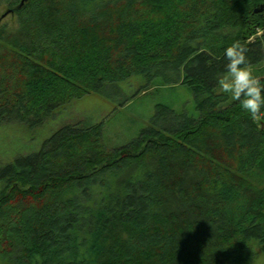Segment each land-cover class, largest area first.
<instances>
[{
    "label": "trees",
    "instance_id": "16d2710c",
    "mask_svg": "<svg viewBox=\"0 0 264 264\" xmlns=\"http://www.w3.org/2000/svg\"><path fill=\"white\" fill-rule=\"evenodd\" d=\"M1 1L21 26L7 50L40 75L23 84L20 63H0V124H40L132 76L145 79L132 97L186 85L195 100L194 114L157 104L98 163L85 149L106 147L103 122L78 120L0 165L1 264L246 263L253 241L264 252V114L218 91L234 42L264 82V0Z\"/></svg>",
    "mask_w": 264,
    "mask_h": 264
},
{
    "label": "rangeland",
    "instance_id": "374dc122",
    "mask_svg": "<svg viewBox=\"0 0 264 264\" xmlns=\"http://www.w3.org/2000/svg\"><path fill=\"white\" fill-rule=\"evenodd\" d=\"M20 27L18 16L13 8L1 1L0 63L4 65L10 60L16 61L17 64L20 63L19 80L25 84L33 81L34 75L35 77L40 75V71L32 70L31 61L27 58L26 53L15 54L7 50L10 48L8 38L19 37L21 35ZM262 31L263 28H258L257 34ZM253 39L254 35L248 40ZM40 65L42 66L41 63ZM252 71L254 74L255 68H252ZM144 84L145 79L141 76H132L119 83L120 93L114 95L85 94L80 98L73 99L64 107L56 109L40 124L30 125L21 121L0 124V165L11 162L20 155H30L37 152L42 147L43 142L65 123H73L78 120L103 122V143L106 149L99 147L85 149L86 155L92 160L91 164H94L108 154L103 153V150L109 151L112 148L124 146L136 138L141 130L149 125L157 104L170 106L177 112L195 113V100L188 86H147L145 92L132 97V94ZM218 91H220L219 87ZM127 96L132 98L126 104L119 105ZM128 170L131 171L132 168ZM125 173H129V171L126 170ZM122 176L124 173L120 175V177ZM229 245L234 247V244ZM252 251L253 256L246 263L239 260L231 262L228 258L225 264H264V252L255 241L252 243ZM209 261L211 264H220L222 256Z\"/></svg>",
    "mask_w": 264,
    "mask_h": 264
},
{
    "label": "clouds",
    "instance_id": "9594fccd",
    "mask_svg": "<svg viewBox=\"0 0 264 264\" xmlns=\"http://www.w3.org/2000/svg\"><path fill=\"white\" fill-rule=\"evenodd\" d=\"M246 49L234 42L224 49L226 71L219 77L220 91L235 102L253 118L264 114V82L253 74L247 65Z\"/></svg>",
    "mask_w": 264,
    "mask_h": 264
},
{
    "label": "water",
    "instance_id": "95a60500",
    "mask_svg": "<svg viewBox=\"0 0 264 264\" xmlns=\"http://www.w3.org/2000/svg\"><path fill=\"white\" fill-rule=\"evenodd\" d=\"M264 10V3L262 4H259L258 6H256L254 9H253V12L254 13H259V12H262ZM264 31H262L261 33H258L255 35V38L256 37H259L261 34H263Z\"/></svg>",
    "mask_w": 264,
    "mask_h": 264
}]
</instances>
